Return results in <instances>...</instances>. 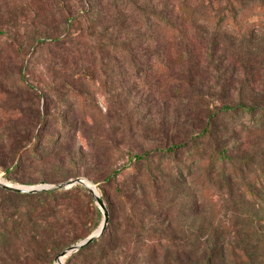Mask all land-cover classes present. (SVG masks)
<instances>
[{"label": "rangeland", "instance_id": "1", "mask_svg": "<svg viewBox=\"0 0 264 264\" xmlns=\"http://www.w3.org/2000/svg\"><path fill=\"white\" fill-rule=\"evenodd\" d=\"M122 1L0 0L1 181L33 187L80 175L76 178L98 190L85 177L90 173L87 165L96 156L107 166L123 163V144L129 136L139 149L153 145L152 138L177 141L208 128L204 153L226 149V156L233 159L234 181L228 185L206 175L208 167L191 169L195 179L209 181L204 183L205 192L201 186L194 188L199 199L194 206L197 225L244 235L246 257L240 254L229 264H264V247L251 242V228L264 230V187L253 185L264 168V127L254 126L264 110V30L238 35L240 26L216 27L200 4H187L186 11L196 9L192 16L168 1L171 27L166 34L155 28L138 32L125 22ZM129 1L161 10L160 0ZM99 43H106V52L115 43L118 63L106 66L95 61ZM123 48L135 55L145 49L156 51L161 65L152 60L145 69L140 61L144 74L129 71L120 66ZM68 55L71 59L65 60ZM44 93L49 95L47 103ZM242 104L255 118L251 112H238ZM58 114L65 116V125L56 123ZM117 144L121 152L110 158ZM89 195L91 201L82 203L86 222L82 236L93 234L103 219ZM101 199L107 209V201ZM94 209L100 216L93 214ZM233 243L239 247V241ZM59 254L51 264H57Z\"/></svg>", "mask_w": 264, "mask_h": 264}, {"label": "trees", "instance_id": "2", "mask_svg": "<svg viewBox=\"0 0 264 264\" xmlns=\"http://www.w3.org/2000/svg\"><path fill=\"white\" fill-rule=\"evenodd\" d=\"M168 1L176 2L182 12L188 9V3L200 4L207 9L209 19L216 27L223 24L240 26L238 35L248 36L252 31L264 30V0H160L159 11L123 0V18L138 32L155 28L157 33L166 34L171 27ZM186 12L192 16L197 14L192 8L191 12ZM3 35L0 28V37ZM105 45L99 43L95 47V61L98 59L97 62L106 66L111 62L118 63L114 57L115 43L108 45V52ZM123 49L120 66H128L134 73H145L138 67L140 61L145 69L152 60H155L154 65L159 63L160 53L156 51L145 49L135 55ZM71 55L65 60H70ZM42 98L45 103L49 101V95L45 93ZM238 108V112H251L255 118L247 106L242 104ZM263 115L264 110L256 117L255 130L258 126L264 127ZM55 117L57 124L65 125L63 114ZM245 130L250 133L251 129ZM207 133L208 128H204L188 134L185 139L170 141L168 137L164 143L152 138L153 145L145 144L139 149L134 147L137 141L129 136L123 144L125 161L120 165L99 163L97 156L94 161L90 160L87 165L90 173L85 177L97 186V192L107 201L108 223L99 238L71 255L65 264H229L228 261L240 254L246 257V239L240 232L197 225L199 217L194 206L199 204V199L197 193L194 195V188L201 186L205 192L204 183L209 181L195 179L191 169L208 167L209 170L204 171L206 175L212 174L228 185L234 181L233 159L226 156V149L205 155ZM116 151L121 152L118 144L109 152L110 158L115 157ZM100 173L104 183L101 188L97 183ZM257 176L253 185L264 187V168L259 169ZM86 200L91 201L90 195L80 185L38 193H14L0 188V264H51L63 249L87 238L91 231L81 235V226H86L82 212V203ZM189 202H192L190 206ZM93 214L100 216L95 209ZM251 220L260 222L258 217ZM98 225L99 222L92 231ZM233 241H239V247ZM251 242L264 247V230L251 228ZM235 250H239L238 254ZM233 264L238 263L233 261Z\"/></svg>", "mask_w": 264, "mask_h": 264}, {"label": "water", "instance_id": "3", "mask_svg": "<svg viewBox=\"0 0 264 264\" xmlns=\"http://www.w3.org/2000/svg\"><path fill=\"white\" fill-rule=\"evenodd\" d=\"M76 185H80L82 187H84L85 189H87V191L92 195L94 201L97 203L98 207L100 208L102 215H103V219H102V223L99 226V228L90 236H88L87 238L83 239L82 241L73 244L67 248H65L63 251L60 252V254L56 257V263L57 264H63V262H61V259H64L66 257L71 256L73 253L79 251L80 249L88 246L89 244H91L95 239L99 238L104 229L105 226L108 223V211L105 208L104 202L101 199V197L99 196L96 188L94 185H92L89 181H87L84 178H75V179H70L66 182H62V183H58V184H54V185H39V186H33V187H29V186H15V185H7L4 183H0V188L10 191V192H14V193H38V192H43V191H50V190H66V189H70L73 186Z\"/></svg>", "mask_w": 264, "mask_h": 264}, {"label": "bare ground", "instance_id": "4", "mask_svg": "<svg viewBox=\"0 0 264 264\" xmlns=\"http://www.w3.org/2000/svg\"><path fill=\"white\" fill-rule=\"evenodd\" d=\"M1 177H2V176H1ZM1 179H2V178H0V183H3V182L1 181ZM2 180H3V179H2ZM4 184H5V183H4ZM7 185H8V184H7ZM61 262H63V259H61Z\"/></svg>", "mask_w": 264, "mask_h": 264}]
</instances>
